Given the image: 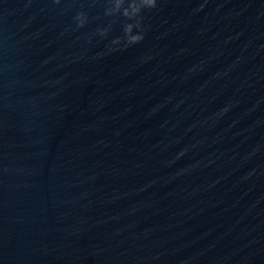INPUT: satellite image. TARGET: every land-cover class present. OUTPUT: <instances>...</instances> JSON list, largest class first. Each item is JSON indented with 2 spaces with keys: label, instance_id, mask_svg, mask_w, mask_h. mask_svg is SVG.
<instances>
[{
  "label": "water",
  "instance_id": "95a60500",
  "mask_svg": "<svg viewBox=\"0 0 264 264\" xmlns=\"http://www.w3.org/2000/svg\"><path fill=\"white\" fill-rule=\"evenodd\" d=\"M107 9L0 0V264H264V0Z\"/></svg>",
  "mask_w": 264,
  "mask_h": 264
},
{
  "label": "clouds",
  "instance_id": "9594fccd",
  "mask_svg": "<svg viewBox=\"0 0 264 264\" xmlns=\"http://www.w3.org/2000/svg\"><path fill=\"white\" fill-rule=\"evenodd\" d=\"M59 2V0H56ZM112 10L107 9L108 16H116L123 18L122 35L115 37L112 44L118 45L124 43L126 46L139 44L144 39L145 31V12L156 9L157 0H110ZM78 26L82 27L84 19L77 17ZM101 32V35H106Z\"/></svg>",
  "mask_w": 264,
  "mask_h": 264
}]
</instances>
